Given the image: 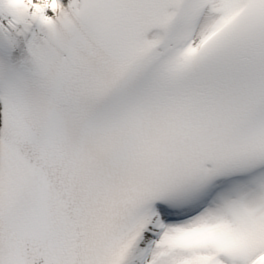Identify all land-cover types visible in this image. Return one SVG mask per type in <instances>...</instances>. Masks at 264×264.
I'll list each match as a JSON object with an SVG mask.
<instances>
[{
	"label": "snow or ice",
	"instance_id": "snow-or-ice-1",
	"mask_svg": "<svg viewBox=\"0 0 264 264\" xmlns=\"http://www.w3.org/2000/svg\"><path fill=\"white\" fill-rule=\"evenodd\" d=\"M0 264H264V0H0Z\"/></svg>",
	"mask_w": 264,
	"mask_h": 264
}]
</instances>
